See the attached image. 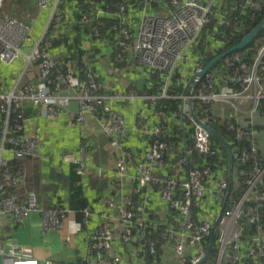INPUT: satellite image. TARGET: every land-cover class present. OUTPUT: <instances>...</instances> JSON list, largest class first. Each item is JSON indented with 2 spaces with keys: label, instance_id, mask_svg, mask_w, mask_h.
I'll use <instances>...</instances> for the list:
<instances>
[{
  "label": "built area",
  "instance_id": "built-area-1",
  "mask_svg": "<svg viewBox=\"0 0 264 264\" xmlns=\"http://www.w3.org/2000/svg\"><path fill=\"white\" fill-rule=\"evenodd\" d=\"M3 0H0V9ZM37 10L49 7L50 0H35ZM141 2V16L139 27L135 34L127 29L120 28L115 51V62L124 61L126 54H131L138 65L157 71L162 75L160 92L156 96L141 97L143 101L155 103L160 99H169L167 89L176 70L182 63L192 62L188 58L189 51H193L198 45L203 28L209 23L210 15L216 2L220 0H169L171 10L166 15H153L149 13V5L159 0H139ZM245 5L254 9H260V0H243ZM224 7V6H223ZM224 15L220 17L225 21L228 7H225ZM235 9L232 8V11ZM55 10L51 14V19ZM118 14L125 16V8L120 5ZM97 16L84 14L82 22H94ZM34 24V19L29 23H23L11 18L0 16V65L9 66L18 59H23L22 70L17 77L8 85L0 75V218H11L16 224L27 219L33 211H37V203L34 193L29 192L21 201L8 190L19 185V178L9 170L7 157L14 160L38 157L39 138L36 134H28L25 131V112L27 107L36 108L40 117L49 119L69 107L71 103L77 104V112L70 113L73 122H76L81 131L82 140L87 138V124L91 120L98 129L110 137L109 145L117 153L114 165V174L121 183L129 178L128 165L131 153L123 146L128 136V130L124 126L123 118L116 113L111 105L118 100H133V95H108L103 93V85L97 76L89 69H81L82 75H74L71 71L58 74L52 79L58 63L49 56L50 43L43 41L45 29L36 43L30 48L28 54L24 53L22 46L29 40ZM264 26V24H263ZM116 30V27L112 28ZM97 35V31H94ZM56 35V33H55ZM264 39V37H263ZM36 64L37 77L33 83L24 82L28 70ZM223 67L229 68L230 72L221 81L213 72H208L197 84L192 101H197L203 110L201 124L215 121L214 106L217 103L229 105L235 116L243 112V106L252 99L249 108L254 112L258 107V101L264 99V41L259 49L252 65L242 61L239 54L227 56L223 59ZM203 70L201 63H196L193 69L194 78ZM261 72V75L259 73ZM252 92V93H251ZM250 93V94H249ZM140 98V97H139ZM183 108L190 112L186 105L189 97L183 98ZM194 126V149L198 155L213 158L215 151L210 147V134L200 127L191 117ZM227 130L234 132L237 140L252 137L251 130L246 131L237 124L228 122L224 124ZM137 124H134V129ZM143 132L151 136L150 148L140 155L136 164L138 189L155 186L160 196L165 200L169 208L176 212L181 219L183 231L177 237L175 233L168 234L173 242V252L178 264H198L206 250L207 242L212 233L209 222L195 223L190 220L192 210L201 206L204 198L206 182L210 176L207 167L201 166L188 171L187 177L179 180L175 177H163L156 175L155 171L165 167L164 153L168 150L163 136L162 127L157 125L151 130L143 128ZM80 157L67 154L62 157L64 162L71 163L76 167V174L82 176L85 172L83 160L84 147L81 146ZM241 164L250 163L248 170L239 172L245 178V191L238 201L233 202L229 209H224L218 215L216 222L218 253L216 264H240L242 257L239 254L241 245L242 227L240 221L246 222L256 229V236L246 252L247 256L254 259H264V234L262 233L261 214L259 202H264V193L251 194L259 182L262 169L259 167L258 151L255 143L249 149H242L238 155ZM187 157L179 160L180 166L187 165ZM217 194L225 200L229 189L227 179H221L216 183ZM250 202V203H249ZM109 207L115 208L117 204L113 200H107ZM139 212L144 208L140 207ZM75 212L64 208H55L43 211V224L45 230H63L67 220ZM80 225L84 226L90 217V211H81ZM136 213L132 210L130 202L119 209L115 219L117 224L124 227L122 241L128 242L131 237L133 226H142L137 220ZM115 226L102 224L94 233L90 241V252L95 255L101 264H121V259L112 254L113 230ZM70 236H67V242ZM143 251L150 257L156 256L154 241L144 242ZM194 248L192 255H187L188 249ZM8 264H38L37 261L22 257L17 250L13 249L6 258ZM44 264H52L46 262ZM203 264H212L207 258ZM260 264H264L263 261Z\"/></svg>",
  "mask_w": 264,
  "mask_h": 264
},
{
  "label": "crops",
  "instance_id": "crops-1",
  "mask_svg": "<svg viewBox=\"0 0 264 264\" xmlns=\"http://www.w3.org/2000/svg\"><path fill=\"white\" fill-rule=\"evenodd\" d=\"M165 1L169 2V0H159L154 4L156 6L153 9L149 7V13L161 16L168 14L171 7L170 3ZM79 3V0H50L49 7L43 11L45 12L43 24L39 23L40 27L34 32V25L38 23L39 16L43 13L36 9L35 14L23 22L29 23L34 19L29 40L22 46V50L24 51L27 47L30 51L43 31L53 22L57 25L58 31L65 35L64 38H67L66 42L59 47L49 49V55L57 61L58 66L64 62L66 71L69 70L76 75L80 74L81 69H89L103 85L105 94L135 96L133 100H118L111 105L112 109L123 118L124 126L128 130L123 146L132 155L128 165L129 178L118 183L114 174L117 153L109 145L110 137L98 129L91 120L87 124L89 130L87 138L81 139V129L76 122H73L70 114L77 112L76 103H71L69 107L61 110L51 119L40 117L36 108L27 107L25 131L38 136V157L23 160L20 164V169L18 168L17 171L18 191L14 195L21 201L27 193H34L38 210L33 211L20 224H15L9 217L0 218V264H8L9 261L6 258L13 249L17 250L22 257L35 260L38 264L46 262L101 264L90 252V241L102 224L115 226L111 252L121 259V264H178L173 252L174 244L168 238V234L172 232L175 233L173 237H177L183 231L181 219L161 198L155 186L138 189L134 178L137 177L135 166L140 160V155L146 152L151 144V136L143 132V128L151 130L157 125L162 127L164 140L167 144L168 139L170 146L167 144L168 150L164 153L165 167L156 170L155 174L175 177L179 180L187 177L189 159L186 142H189L187 131L188 119L191 120L190 112H186L182 104L180 115L167 116L160 113L157 101L155 103L143 101L141 97L156 96L159 93L162 75L159 74V83L155 84L153 70L138 65L131 54H126L123 62L116 63L115 48L117 46L114 41L112 43L105 38L89 39L86 32L76 26L85 25L79 19V23H76L78 14L84 15V4ZM59 5L63 7L62 11H59ZM54 10V19H51ZM95 12L91 16L100 18L104 15L100 10ZM140 16L139 13L137 17ZM133 18H136V12L127 15L133 28L131 32L135 34L139 22L132 20ZM58 31L55 32L56 35ZM33 32L37 37L35 42L32 38ZM29 43L30 46H28ZM79 52L80 57H78ZM24 53L28 54L25 51ZM188 53L190 56L188 54L187 56L192 62L182 63L177 70L182 76L185 87H192L193 69L196 63H201V60L193 51ZM79 60L81 65L77 63ZM19 71L20 59L9 66L0 65V75L8 85L12 80L14 81ZM36 77L35 64L27 71L24 82L33 83ZM156 85L159 86L158 92L155 91ZM261 100L258 101V105ZM252 104V99H249L243 106V112L235 116L229 105L217 103L214 106V113L216 119L221 122H231L244 130H252L261 165L264 163V112L259 111L258 107L251 112L249 108ZM186 105L189 106L188 102ZM134 124H137L136 129ZM81 146L84 147L82 156L85 172L80 177L76 174L75 167L71 163L64 162L62 157L67 154L80 157ZM183 156L187 157L188 162L187 165L180 166L179 160ZM7 161L10 163L13 159L7 157ZM262 167L264 173V166ZM218 172L221 173L220 170ZM221 179L224 178L215 176L210 171L201 206L197 210H192L189 217L191 221L209 222L214 225V219L219 215L222 203L216 186ZM107 200H113L117 206L109 207ZM127 202H130L132 210L137 215L136 220L142 223V226H133L130 229V240L123 242L124 227L117 224L115 219L119 209L125 207ZM259 206L261 210L262 205ZM140 207L144 208L143 212L138 211ZM55 208L72 211L87 209L90 211V217L86 224L81 226L79 217L74 214L68 218L65 229L45 230L42 212ZM67 236H70L68 242ZM149 241L155 242L157 253L155 257L147 256L143 251V243ZM218 247L219 245L212 259L210 258L212 252L208 257L212 264L217 262ZM244 250V245H240L241 257H245ZM194 252V248L186 251L189 256ZM169 256L174 257V262Z\"/></svg>",
  "mask_w": 264,
  "mask_h": 264
},
{
  "label": "trees",
  "instance_id": "trees-1",
  "mask_svg": "<svg viewBox=\"0 0 264 264\" xmlns=\"http://www.w3.org/2000/svg\"><path fill=\"white\" fill-rule=\"evenodd\" d=\"M249 1V0H247ZM262 2V6L260 9H254L249 5H245L243 0H220L216 2L212 14L210 15L209 23L203 28L198 45L193 52L200 57L201 66L205 67L206 64L210 63L215 58L227 54L233 47L239 44L248 34H250L264 19V0H260ZM79 4H84V14L91 15L92 13L95 14L96 10H100L103 12L102 17H97L94 22L86 21L82 22L81 17L82 15L78 14V18L76 23H79V20L84 23L85 25H76L80 27L82 30L86 32L89 39L99 40L102 38L108 39L113 43H116L117 36L119 33L120 28L127 29L131 32L133 30L130 22L127 19V15L131 12H136V18L132 20L138 21L140 17L137 15H141V2L139 0H79ZM169 4L168 1H165ZM122 5L125 8V16L121 17L118 14L119 6ZM12 14H20L24 9L25 5L23 0H11L9 4ZM156 5L150 4V8H154ZM224 6V7H223ZM225 7H228V14L225 15V21L220 19L221 16L224 15ZM59 11L63 10L61 5L58 6ZM149 8V9H150ZM232 8L235 10L232 11ZM151 9V10H152ZM87 12V13H86ZM62 13V12H61ZM54 19V17H53ZM79 19V20H78ZM116 27V30L112 28ZM58 31V27L56 24L51 22L48 26L47 33L45 35V40L48 41L51 45V48L59 47L61 44L65 43L67 38H64L65 35L61 34L58 31V34L55 35V32ZM94 31H97V35L94 34ZM132 33V32H131ZM264 37V27H262L255 39L251 41L243 50L236 52L242 58L243 62H246L248 65H252L254 58L256 57L259 49L263 44ZM115 38V39H114ZM116 49V48H115ZM234 53H230L226 56L233 55ZM81 54L79 52L78 57ZM225 56V57H226ZM224 59V58H223ZM222 60L215 63L211 69L217 79L220 81L225 78L230 72L229 68L223 67ZM66 62V61H65ZM62 62L59 68L55 69L54 74L52 75V79H56L58 74H62L66 72V66L63 65ZM78 65L80 64V60L77 61ZM222 68V69H221ZM216 70V72H215ZM154 72L155 84L159 83L160 73L157 71ZM261 75V72L259 73ZM264 84V82H262ZM158 85L155 86V91L158 92ZM190 86L185 87L182 76L177 70L175 75L171 79L168 89H167V96H170V99L158 100L157 107L160 113L169 115H180V109L182 106V97H186L189 94ZM153 90V92H155ZM258 110L264 112V100H261L258 105ZM193 112L195 113L196 118L199 121H202L203 117V110L200 104L195 100L193 102ZM25 116V115H24ZM185 121V118H184ZM225 122H221L218 119L212 121L208 124L209 129L213 132L218 134L223 140L228 144L232 155H233V168L231 172V176L229 177L228 174V152L224 145L214 137H210V147L215 151V156L213 158H208L206 156L198 155L194 149V126L188 119V131L187 137L189 142H186L187 146V155L189 159V168L188 170H194L198 167L205 166L211 171V173L215 176L223 177L227 179L230 184V194L229 199L226 202V209H229L233 202L238 201L240 197L243 195L245 191V186L243 185L244 179L239 176V171L242 169L248 170L250 168V163L248 164H241L238 158L240 150L249 149L252 145V141H254L253 137H245L241 140H237L235 137L234 132L227 130L225 127ZM2 126V121L0 120V129ZM248 129H246L247 131ZM251 130V129H249ZM191 137V140H190ZM167 144L170 146V142L167 139ZM23 160H29V158L22 159V160H14L9 163V169L11 173L15 177L18 176V168L20 169V164ZM259 164V163H258ZM264 166V163L259 164V167ZM75 167V166H74ZM218 170L221 171L218 172ZM76 172V167H75ZM18 191L17 187H13L12 189L8 190L9 194H16ZM258 192H264V177L261 180V183L258 186ZM250 203V202H249ZM222 204V203H221ZM259 205L261 206L260 214H261V225H263L262 233L264 234V202H261ZM81 209V208H78ZM77 210V209H76ZM84 210V209H82ZM75 211V215L79 217V221L82 218L81 211ZM16 224V223H15ZM242 227V238H241V245H244V255L242 256L243 260L240 264H260L264 263V259H254L247 256L246 252L248 248L251 246V242L253 238L256 236V229L254 226L248 224L246 219H242L240 221ZM217 233L214 237L213 249L211 253V259L216 254L217 251ZM208 244V242H207ZM243 251V250H242ZM243 254V253H242Z\"/></svg>",
  "mask_w": 264,
  "mask_h": 264
},
{
  "label": "water",
  "instance_id": "water-1",
  "mask_svg": "<svg viewBox=\"0 0 264 264\" xmlns=\"http://www.w3.org/2000/svg\"><path fill=\"white\" fill-rule=\"evenodd\" d=\"M264 24V19L263 21L250 33L248 34L239 44H237L235 47H233L230 51L227 52V54L233 53V52H238L243 50L251 41H253L255 39V36L257 35V33L259 32V30L263 27ZM227 54L221 55L217 58H215L214 60H212L210 63H208L203 70L197 75L195 82L192 85V89L190 92V97L188 100V105L190 107V115L192 117V119L203 129H205L212 137L216 138L217 140H219L224 147L226 148L227 152H228V157H229V162H228V174L231 176V172H232V168H233V155L232 152L230 150V148L228 147V144L223 140V138H221L218 134H216L215 132H213L211 129L207 128L205 125L201 124L195 117L193 109H192V97H193V93L194 90L198 84V82L203 78V76L212 68V66L219 62L223 57H225ZM228 198V194L226 195L225 201ZM224 210V204L222 205L221 209H220V213L219 215H221L223 213ZM215 229H216V222L214 223L213 227H212V233H211V237L209 239V243L208 246L204 252V255L201 259V261L198 264H203L205 262V260L209 257L210 253L212 252V248H213V243H214V235H215Z\"/></svg>",
  "mask_w": 264,
  "mask_h": 264
},
{
  "label": "rangeland",
  "instance_id": "rangeland-1",
  "mask_svg": "<svg viewBox=\"0 0 264 264\" xmlns=\"http://www.w3.org/2000/svg\"><path fill=\"white\" fill-rule=\"evenodd\" d=\"M10 1L11 0H3L2 1L1 9H0L1 17H8V18L14 19V20L19 21V22H25L35 14V11L37 9L36 4H35V0H23L24 5H25V9L20 14H12L11 13V9H9L10 8V6H9ZM44 10L45 9H42L41 11L43 12ZM44 17H45V12L40 14L39 19H38V23L34 25V32L37 30L38 27H40L39 23L43 24V18ZM34 32H33L32 38L35 42L37 37H36ZM28 46H30V43L28 44ZM24 51L27 53L29 52L27 47H25ZM188 55L190 56V53H188ZM22 60L23 59H20V70H22L23 65H24V62H22ZM169 257L171 258V261L174 262V260H175L174 257H171V256H169Z\"/></svg>",
  "mask_w": 264,
  "mask_h": 264
},
{
  "label": "clouds",
  "instance_id": "clouds-1",
  "mask_svg": "<svg viewBox=\"0 0 264 264\" xmlns=\"http://www.w3.org/2000/svg\"><path fill=\"white\" fill-rule=\"evenodd\" d=\"M35 4H36V1H35ZM55 15V14H54ZM54 17V16H53ZM53 19V18H52ZM52 21V20H51ZM264 27V26H263ZM48 29V28H47ZM46 33H47V30H46ZM46 33H45V35H46ZM45 35H44V39H43V41L45 40ZM45 42V41H44ZM50 47H51V45H50ZM50 47L48 48V53H49V49H50ZM233 53H236V52H233ZM228 55V54H227ZM50 56V55H49ZM51 57V56H50ZM227 57V56H226ZM223 58H225V57H223ZM222 58V59H223ZM221 59V60H222ZM207 65V64H206ZM205 65V66H206ZM213 67V66H212ZM57 68H59L58 67V65H57V67L55 68V69H57ZM204 68V67H203ZM84 69H86V68H84ZM212 69V68H211ZM211 69L208 71V72H211ZM69 71V70H68ZM67 72V71H66ZM65 72V73H66ZM207 72V73H208ZM74 75H76V74H74ZM82 75V72H80V74H79V76H81ZM215 75V74H214ZM197 77V76H196ZM204 77V76H203ZM224 78V77H223ZM99 80V79H98ZM195 80H196V78L194 79V81H192V85H193V83L195 82ZM162 81V80H161ZM199 83V82H198ZM264 85V84H263ZM191 89H192V87H191ZM195 91V90H194ZM160 92V91H159ZM190 92H191V90H190ZM190 92H189V94H188V96H186V97H190L189 95H190ZM159 94V93H158ZM194 95V94H193ZM170 97V96H169ZM186 97H182V101L184 102V100H183V98H186ZM171 98V97H170ZM169 98V99H170ZM161 100V99H160ZM164 100H167V99H164ZM264 100V99H263ZM187 102H188V100H187ZM186 102V103H187ZM193 102L194 101H192V109H193ZM183 104V103H182ZM194 115H195V113H194ZM196 117V116H195ZM197 119V118H196ZM198 120V119H197ZM199 121V120H198ZM191 122V121H190ZM200 122V121H199ZM207 128H209V127H207ZM249 131V130H248ZM252 131V130H251ZM211 136V135H210ZM212 137V136H211ZM253 137V136H252ZM254 142V141H253ZM255 143V142H254ZM243 149V148H242ZM241 149V150H242ZM240 150V151H241ZM258 151V150H257ZM259 157V156H258ZM30 159V158H29ZM260 169H263V167H260ZM242 170H244V169H242ZM241 170V171H242ZM240 172V171H239ZM240 176V175H239ZM229 177H230V175H229ZM264 177V173L261 175V178H260V180H259V182L257 183V186H256V188L254 189V191H253V193L251 194V198H253L255 195H259V194H261V193H264V192H258V186H259V184L261 183V180H262V178ZM243 179H244V181H245V178L244 177H242ZM244 181H243V185L245 186V184H244ZM228 194V198H227V200L225 201H223L222 202V204H221V207H222V205L224 204V209H226L225 208V206H226V202L228 201V199H229V194H230V184H229V189H228V191H227V193H226V195ZM225 198H226V196H225ZM220 213V212H219ZM81 221V220H80ZM79 221V222H80ZM217 233V229H215V234ZM218 234V233H217ZM211 237V236H210ZM214 237H215V235H214ZM210 239V238H209ZM208 243H209V241H208ZM207 246H208V244H207Z\"/></svg>",
  "mask_w": 264,
  "mask_h": 264
}]
</instances>
